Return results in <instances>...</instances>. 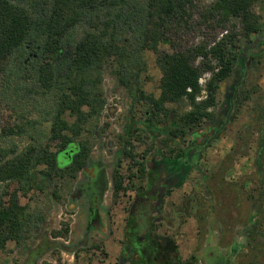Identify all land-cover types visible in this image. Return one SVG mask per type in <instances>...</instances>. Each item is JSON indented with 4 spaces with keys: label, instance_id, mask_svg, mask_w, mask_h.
<instances>
[{
    "label": "trees",
    "instance_id": "16d2710c",
    "mask_svg": "<svg viewBox=\"0 0 264 264\" xmlns=\"http://www.w3.org/2000/svg\"><path fill=\"white\" fill-rule=\"evenodd\" d=\"M256 1L216 0L211 13L219 24L225 29L226 23L237 19L240 30L233 24L213 45L202 43L168 52L160 50V43L169 40L166 32L173 24L187 19L194 0H0V79L6 77L5 86L13 89V96L25 91L36 98V103L21 105L22 123L17 129L5 130V135H24L34 129L31 143L22 150L0 144V184H5L0 195V249H6L9 241L21 244L31 227H39L44 220L42 215L34 217L29 206L21 203V195L27 197L35 189L45 191L46 176L55 179L77 173L76 165L70 170L59 167L58 155L73 141L82 142L84 133H94L92 121L100 119L107 104L103 79L108 69L113 70L119 85L157 114L164 112L169 118L167 104L185 102L188 109L175 121L182 136L212 120L221 84L239 72L242 60L245 74L254 69L250 60L255 63L262 52L264 30L254 11ZM238 36L245 40L243 47L235 43ZM146 49L157 55L162 72L159 95L142 88ZM28 72L34 79L32 86L25 84ZM207 73L211 76L204 86L201 78ZM257 94L255 89L245 91L242 98L237 96V111ZM254 112L259 116L256 130L261 136L255 150V185L249 192L255 215L246 224L245 236L246 244L261 252L264 107H254ZM46 124L50 128L47 138L41 127ZM5 135H0V141ZM42 165L44 169H40ZM114 185L116 195L126 189L118 175ZM69 229V224L63 223L53 234L66 236Z\"/></svg>",
    "mask_w": 264,
    "mask_h": 264
},
{
    "label": "flooded vegetation",
    "instance_id": "af4514ba",
    "mask_svg": "<svg viewBox=\"0 0 264 264\" xmlns=\"http://www.w3.org/2000/svg\"><path fill=\"white\" fill-rule=\"evenodd\" d=\"M229 87L232 92L224 110L191 135L182 136L173 112L169 118L164 112L157 114L119 85L118 93L129 95L128 109L111 108L108 121L100 118L93 134L84 133L82 142L73 141L58 155L62 169L78 166L75 175L64 178L73 182L67 195L71 210H77L81 238L73 246L54 242L49 250L62 247L74 259L96 253L88 257V264H95L98 255L102 257L105 252L109 260L113 257V264H235L236 242L227 251H213L199 259L197 255L184 257L176 240L183 220H205L202 212L211 191L200 180L213 177L199 164L230 124L238 85ZM123 119L125 123L119 126ZM140 147L143 149L139 151ZM115 175L126 188L119 195ZM47 177L48 182L54 180ZM121 196L127 198L125 203ZM38 251L44 253L43 249ZM104 263L111 264L107 258Z\"/></svg>",
    "mask_w": 264,
    "mask_h": 264
},
{
    "label": "rangeland",
    "instance_id": "374dc122",
    "mask_svg": "<svg viewBox=\"0 0 264 264\" xmlns=\"http://www.w3.org/2000/svg\"><path fill=\"white\" fill-rule=\"evenodd\" d=\"M215 1L194 0V5L189 9L190 15L187 16V19L182 21L180 25L173 24L172 28L167 30L169 40L160 43V50L174 52L184 51L202 43L213 45L224 34L228 33L233 24H236V31H239L241 26L237 19H231L226 23L225 29L219 24L218 18L211 13ZM254 11L260 16L263 31L264 0L255 2ZM235 43L243 47L245 40L238 36ZM261 51L256 56L255 63L250 60V65H256L254 69L245 74L243 68L245 61L242 60L243 64L235 78H229L221 84L218 104L213 108L216 114L226 107L229 99L228 93L230 90L232 92L231 87H229L231 85H238L236 94L241 98L245 91L255 89L258 90V97L256 95L254 99L245 101L241 111H237L236 106L233 107L231 121L225 134L213 141L207 157H204L199 164L201 169H207L208 174L213 177L210 180L206 178L200 180L201 185L207 186L211 191L208 194L210 201L206 203V209L204 208L202 212V216H205L204 221L193 219L182 221L176 240L184 257L197 255L199 259H204L209 257L213 251L215 253L227 251L236 242L235 264H264V244L261 252L253 250L251 246L246 244L245 236L246 224L250 217L255 215L249 192L255 185V181L252 182L253 178L256 179L255 150L261 136L256 130L259 127L257 122L259 116L254 112V107L257 109L264 107V46ZM143 57L147 63V70L143 75L142 86L148 93L159 95L162 72L156 62L157 55L152 50L146 49L143 52ZM30 73L28 72L29 75H27L25 84L32 86L31 83L34 82V79L30 78ZM210 76L211 74L203 76L202 83L204 86H206ZM6 84V77H2L0 79V135H5V130L17 129L16 125L22 123L21 105L27 101L29 104L36 103L35 96L32 97L25 91L13 96V89H9L8 86H5ZM103 86L107 97V106L100 118L103 121H108L111 117L109 112L111 108L120 109L121 107L124 112L128 109L129 95L124 97L123 92L118 93V80L111 69H108L104 75ZM203 95H206V92ZM167 107L173 112L174 119L188 109L185 102L180 105L168 103ZM138 110L142 111L141 108ZM33 117L37 118L38 115L34 113ZM119 121V126L125 123V119ZM208 121L205 120L201 126H204ZM92 122L95 127L100 121L95 119ZM46 126L47 124L41 126L45 131V138H47L46 135L50 130L49 126ZM113 128H115V132L119 133V129L115 126ZM32 135H36L34 129H30V133L24 135L15 133L5 135L2 136L0 144L5 148L17 147L22 150L31 143ZM190 135L187 141L190 140ZM55 147L56 145L53 144L52 148L55 149ZM142 149L140 147L139 151ZM94 150L97 151L96 148ZM44 168L45 166H40V169ZM47 179L49 180L48 177ZM4 185L0 184V195L4 190ZM72 187V180L68 181L64 177L57 176L54 180L47 182L45 191L41 192L35 189L27 197L20 196L21 203L29 206L33 216L42 215L44 220L39 223V227H31L21 244L9 241L6 249H0V264H88V257H91L92 254L90 252L86 255L84 253L86 259L81 254L74 259L73 254L62 249V247L49 250L54 242L73 246L74 241L81 238L79 231L81 223H78L79 219L75 214L77 210H71L73 206L67 195ZM120 200L125 203L127 198L121 196ZM63 223L71 225V232L65 237L56 238L53 233L62 229ZM40 249H43L44 253H38ZM46 249L47 253H45ZM105 253L106 255L101 253L102 257L98 255L95 264H107L104 263L106 258L109 263L113 264V257L109 260L108 253ZM115 253L117 254V252ZM93 254L96 253L93 252Z\"/></svg>",
    "mask_w": 264,
    "mask_h": 264
},
{
    "label": "built area",
    "instance_id": "2783aa9c",
    "mask_svg": "<svg viewBox=\"0 0 264 264\" xmlns=\"http://www.w3.org/2000/svg\"><path fill=\"white\" fill-rule=\"evenodd\" d=\"M207 74H209V73H207ZM203 78V77H202ZM202 78H201V83H202ZM203 84V83H202ZM205 92V91H204Z\"/></svg>",
    "mask_w": 264,
    "mask_h": 264
}]
</instances>
